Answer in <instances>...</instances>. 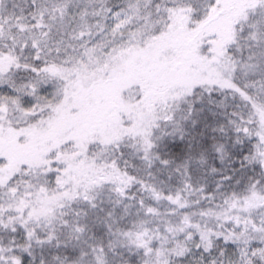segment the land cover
I'll list each match as a JSON object with an SVG mask.
<instances>
[{
    "label": "snow or ice",
    "instance_id": "1",
    "mask_svg": "<svg viewBox=\"0 0 264 264\" xmlns=\"http://www.w3.org/2000/svg\"><path fill=\"white\" fill-rule=\"evenodd\" d=\"M0 264H264V0H0Z\"/></svg>",
    "mask_w": 264,
    "mask_h": 264
}]
</instances>
